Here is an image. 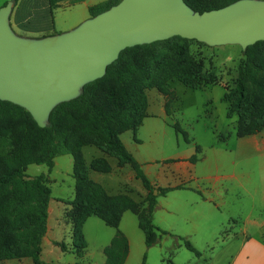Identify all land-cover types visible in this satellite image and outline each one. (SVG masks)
<instances>
[{
    "label": "trees",
    "instance_id": "16d2710c",
    "mask_svg": "<svg viewBox=\"0 0 264 264\" xmlns=\"http://www.w3.org/2000/svg\"><path fill=\"white\" fill-rule=\"evenodd\" d=\"M12 1L14 5L17 2ZM58 1L46 0L45 7L35 11L31 20L18 22L14 18V23L19 29L40 32L38 35L54 33L51 9ZM116 1L101 0L88 5V14L93 15ZM183 1L200 12L232 0ZM190 40L195 39L172 35L122 48L106 65L103 75L83 84L76 97L53 106L43 127L23 107L0 99V261L28 257L29 264L43 263L40 243L46 230L49 173L53 157L59 154H69L72 159L73 191L65 215L71 226L70 247L76 255H81L86 245L83 221L95 215L114 229L109 242L102 247V264H122L127 239L118 223L124 210L135 214L145 247L156 243L161 235L169 234L195 255L200 254L186 237L170 233L151 220L156 198L181 185L171 187L151 181L119 138L125 130L135 131L147 115V89L168 94L167 82L171 78L193 86L201 63L188 52ZM223 98L228 101L227 116L235 114L236 136L256 133L264 127V39L241 49L233 85L224 91ZM166 106L167 98L165 111ZM173 125L178 131V126ZM84 145L99 148L114 157L117 164H128L145 190L143 195L134 198L126 192L108 193L89 178L88 169L108 172L111 166L105 156H94L86 163L81 152ZM198 150L195 144L194 153L188 157L190 161L196 160ZM29 163H42L46 171L28 176L24 170ZM58 245L65 249L63 242ZM144 257L145 253L141 264Z\"/></svg>",
    "mask_w": 264,
    "mask_h": 264
},
{
    "label": "rangeland",
    "instance_id": "374dc122",
    "mask_svg": "<svg viewBox=\"0 0 264 264\" xmlns=\"http://www.w3.org/2000/svg\"><path fill=\"white\" fill-rule=\"evenodd\" d=\"M78 12V6L55 9L53 20L59 27L61 24L76 20ZM79 21L69 26L72 27ZM12 29L21 34L17 28ZM188 52L201 63L193 86L184 85L176 78H171L167 82L168 94L161 93L162 96H160L161 94L156 89H147L145 91L148 102L146 111L156 116L142 119L134 132L125 130L119 134V137L126 143L130 150L127 151L131 152L134 158L140 154L145 156L149 153L150 157L147 159L148 163L145 164V168L152 174L158 169L163 171L157 178L161 182L158 184L161 185L164 182L173 183L177 180L170 174L168 168H164L165 160L174 158L185 151L194 153V145L197 144L201 147V153L206 157L196 163L195 170L201 172V167L206 161V170L211 174L210 181L201 179L198 183L202 188H212L211 194L214 196L212 203H217V205L215 208L212 207V213L202 212L201 217L195 219L193 225L182 211L164 213L160 209L152 210L151 220L154 224L172 232L183 233L182 235L189 234L190 243L202 253L201 257L196 259L192 252L180 242V247L175 248L178 245L174 247L173 240L168 237L162 250L159 251L156 246L149 250L143 264H224L225 257L220 258L219 254H224L223 249H229L235 238H232L233 236L221 237L226 232H234V235L239 237L244 231L249 239H256L264 244V148L256 150L247 141V139H259L261 132L247 134V138L236 136L235 114L227 116L228 101L223 98L224 91L229 90L233 85L241 49L236 44L208 46L190 40ZM161 97L163 100L167 98L166 126L162 124L158 109L162 102ZM173 123L178 126V131L173 127ZM218 136L224 137L223 141H217ZM134 138H139L142 142L137 143L136 146L133 144ZM82 152L84 158L88 159L95 154V148L84 146ZM45 171L46 166L42 163L27 164L24 170L28 176ZM70 172L71 156L69 154L57 155L55 165L49 173L48 185L51 199H49L48 229L45 234L43 252L41 253L40 250V259L42 264L48 262L53 264H102L104 254L101 248L109 241L113 228L97 216L89 215L83 223L82 230L86 245L81 255H76L70 247L71 226L65 215L73 191V179ZM233 173L237 177H221L213 183L215 174ZM108 177L109 175H103L100 178L103 184H106L104 181L109 183ZM118 180H121L120 177ZM109 184L107 186L111 191L120 188L116 181ZM134 184L135 189L131 196L139 198L145 190L136 178ZM197 201H200L199 198ZM171 202L173 203L174 200ZM118 227L122 228L131 238L133 227L137 231L134 232L140 234L136 226L135 215L130 211L122 213ZM211 229L215 231L213 236L209 232ZM174 241L177 240L174 239ZM58 242L65 244L64 250L60 249ZM131 253L125 264H141L142 257L140 258L138 254L135 259V252ZM160 257H162L161 260ZM7 261L9 259L1 260L0 264H9L10 262ZM25 263V260L20 259L14 264ZM243 264H257V261L256 258L248 257L244 259Z\"/></svg>",
    "mask_w": 264,
    "mask_h": 264
},
{
    "label": "water",
    "instance_id": "95a60500",
    "mask_svg": "<svg viewBox=\"0 0 264 264\" xmlns=\"http://www.w3.org/2000/svg\"><path fill=\"white\" fill-rule=\"evenodd\" d=\"M12 0L0 5V99L23 107L43 127L61 101L103 75L118 52L172 35L240 49L264 39V0H232L197 11L183 0H117L74 26L33 36L9 22Z\"/></svg>",
    "mask_w": 264,
    "mask_h": 264
},
{
    "label": "crops",
    "instance_id": "0c3cea01",
    "mask_svg": "<svg viewBox=\"0 0 264 264\" xmlns=\"http://www.w3.org/2000/svg\"><path fill=\"white\" fill-rule=\"evenodd\" d=\"M45 1L46 0H17L16 4L15 5L13 4V7H12L10 15H9V22L11 23L12 27H15L18 30H20L21 34H23V35L39 36L38 34L40 32H38V31L19 29V27L16 26V23H14V18L18 22H24L27 19L31 20L32 15L35 11L43 9L45 7V5H46ZM98 1H101V0H80V1H77L74 3H69L66 0H60V1L56 2V4L51 9L52 25H53L55 32L68 29V27H70L69 25H72L73 23H76L80 19H83V18L89 16L88 11H87V6L94 4ZM4 2H5V0H1L0 5L3 4ZM73 6H78V10H79L78 15L76 16L77 17L76 20H74L73 22H66L65 24H61V26L57 27L54 20H53V11L55 9H60V8H65V7L68 8V7H73ZM15 10H16V12H15ZM68 23H71V24H68ZM160 96H162V94ZM161 98H162V102H160L158 109H159V114L161 115L160 118L162 119V124L164 126H166V121H165L166 111L164 108L165 99L163 100V97H161ZM147 105H148V102H147ZM153 115L154 114L147 113V115L144 116L142 119L147 118L149 116H153ZM154 116H156V115H154ZM149 124H147V125H149ZM151 124H154V123H151ZM154 125L156 126L157 124L155 123ZM157 126H160V125H157ZM259 132H261V136L259 139L254 138V139H252L253 141L251 139H247V141L250 142L255 147L256 150H262L264 148V127ZM246 136L247 135L239 136V137H246ZM223 139H224V137H221V136L220 137L218 136L216 138L217 141H223ZM120 140H121V138H120ZM121 142L123 143L125 148L128 151H130L128 149L126 143L124 141H121ZM141 142L142 141L139 138L133 139V144H135L136 146H137V143L139 144ZM84 146H92V145H84ZM84 146H82V147H84ZM136 146L134 147L135 149H136ZM210 146H212V144ZM82 147H81V152H82ZM92 147L95 148V154L90 156L88 159L84 158V156H83L85 162L87 163L94 156H105V158L107 159V161L109 162V164L111 166V169L108 172H99L96 170L88 169V172H87L88 177L91 178L93 181H96L99 184H101L108 193L126 192L127 194L132 195L131 193L135 189V188H133V187H135V184H134L135 177H134L133 171L128 166V164H117L116 159L114 157L107 156L103 151H101L99 148H97L95 146H92ZM191 154H192V152L185 151V152L179 153L176 157L171 158L170 161L165 160L166 163L164 165V168H168L170 174H172L174 177H176L177 180L173 183L164 182L163 185L164 186H171V187L181 185V187L173 188V189L167 191L165 193V195L158 196L156 198V203L154 205L153 211H155L156 209H160L164 213L172 212V211H174V213H177L178 210L182 211L183 213L186 214L187 220L190 221V224L193 225L195 223L194 220L197 218H200L202 212H211L212 213L213 212L212 207L215 208L217 203H212V201L214 199V196L211 194L212 188H207V189L202 188V186L198 183V181L200 182L201 179L202 180H209V181L211 180V174L208 172V170H206L207 162L205 161V165H203L201 167V172H197L195 170L196 163L198 161L204 159L206 157V155L201 153V147H199V152L197 154V158L195 161H190L188 159V157ZM82 155H83V152H82ZM56 156L53 157L52 167L55 165ZM148 157H150L149 153L145 156L143 154H140V156H135V159L141 164V166H143V167H141V168H143L142 170L149 177V179L151 181H153V182L157 181V183H161V182H159V180H157V178H158L159 173L163 172V171L158 169V170L154 171V174H152L149 170H147L145 168V164L148 163L147 162ZM71 162H72V159H71ZM209 162H211V161H209ZM166 164L168 166H166ZM117 174H119V175H117ZM103 175H109V177L107 178L109 183L112 181H116L118 187H120V188H116L113 191L109 190V188L107 186L109 183L104 181V183H106V184H103V182L100 180V178H102ZM115 175H117V176H115ZM227 176L237 177V175L234 173L228 174V175L215 174L213 176V183H215V181L219 180L221 177L224 178ZM49 177H50V174H49ZM119 177L121 180H118ZM239 183H241L240 180H239ZM197 198H199L200 201H197ZM49 199H51V196ZM172 200H174L173 203L171 202ZM171 204H172V206H171ZM49 206H50V202L48 201L46 230H45L44 235L41 238V243H40L41 244V253L43 252V249H44L45 234H46V231L48 229ZM193 206H195V207L192 208ZM125 211H129V210H124L123 212L125 213ZM122 213H121V215H122ZM120 218H121V216H120ZM135 219H136V216H135ZM84 221H83V223H84ZM119 221H120V219H119ZM136 226H137V221H136ZM82 227H83V224H82ZM137 228L140 230V234H137L136 229L133 227V229H132L133 237L132 238H131V236L127 235V233L122 228H120L122 230V232L125 234L126 239H127V253H126V256H125L122 264L126 263L129 256L132 254L131 253L132 251L135 252V259H136L138 254L141 258L142 254L145 253L144 258L146 261L147 256L149 254L148 253L149 250H151V248H153L154 246H156L159 251L162 250L165 247L164 243L166 242V239L168 237H170L173 240V246L174 247L178 245L175 248L180 247V244L178 243V241H174L173 237L170 236L169 234L161 235L156 243H154L153 245H151L149 247H145L144 242H143V234L141 232V229L138 226H137ZM161 228H164V227H161ZM134 231H136V232H134ZM167 231H169V230H167ZM193 231L194 230H192V232ZM113 232H114V229H113ZM113 232L111 233L109 239L113 235ZM169 232L175 233V234H180L179 232H172V231H169ZM209 232H210L211 236H213L215 234V231H213L212 229L209 230ZM242 232H243V234H241L239 237L234 235L235 234L234 232H226V233H224V235L222 234L221 237L227 236V238H230L233 236L232 238H234V237L235 238L233 241L234 242L233 245H231V247H230L232 249H230V248L229 249H223L224 254H219V257L220 258L225 257L224 264H243L244 259H247L248 257L256 258L257 264H264V244L261 243L260 241L256 240V239H249V236L246 235L244 233V231H242ZM82 233H83V230H82ZM182 234H180V235H182ZM183 236L186 237L188 240L190 239L189 234L188 235L184 234ZM212 239H215V237H212ZM221 241L224 242L223 239H221ZM226 242H228V241H226ZM170 245L171 244H169V246ZM222 248H224V246ZM41 253H40V255H41ZM201 253L202 252L200 251L199 255H195L192 252V254L194 255V257L196 259L201 257ZM20 259L25 260V262H26L25 264H29L31 262L30 258H28V257L10 258L9 261H7V262H10L9 264H12V263L14 264L15 262H17V260H20ZM161 259H162V257H160V260ZM4 260H6V259H4ZM103 260H104V258H103Z\"/></svg>",
    "mask_w": 264,
    "mask_h": 264
}]
</instances>
